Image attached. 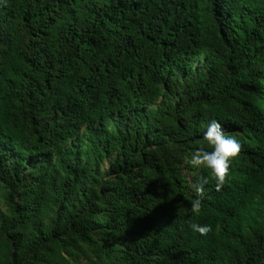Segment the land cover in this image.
<instances>
[{
  "label": "trees",
  "instance_id": "16d2710c",
  "mask_svg": "<svg viewBox=\"0 0 264 264\" xmlns=\"http://www.w3.org/2000/svg\"><path fill=\"white\" fill-rule=\"evenodd\" d=\"M0 264H264V0H0Z\"/></svg>",
  "mask_w": 264,
  "mask_h": 264
},
{
  "label": "clouds",
  "instance_id": "9594fccd",
  "mask_svg": "<svg viewBox=\"0 0 264 264\" xmlns=\"http://www.w3.org/2000/svg\"><path fill=\"white\" fill-rule=\"evenodd\" d=\"M204 140L212 147L211 151L201 146L191 157L190 163L197 168H208L211 170L212 177L216 180V190L220 191L228 179L230 163L239 156L242 145L235 136L228 135L223 130L222 125L212 120L204 134ZM209 183L208 178L200 177L195 186L197 199L192 204V211L199 213L202 208V197L204 196V186ZM193 231L201 235L209 234L212 229L210 226L191 224Z\"/></svg>",
  "mask_w": 264,
  "mask_h": 264
}]
</instances>
